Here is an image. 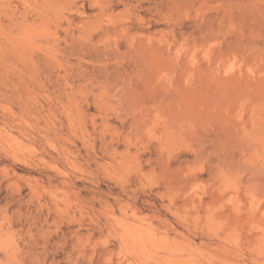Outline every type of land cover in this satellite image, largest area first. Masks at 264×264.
<instances>
[{"label": "rangeland", "instance_id": "374dc122", "mask_svg": "<svg viewBox=\"0 0 264 264\" xmlns=\"http://www.w3.org/2000/svg\"><path fill=\"white\" fill-rule=\"evenodd\" d=\"M0 264H264V0H0Z\"/></svg>", "mask_w": 264, "mask_h": 264}, {"label": "bare ground", "instance_id": "6f19581e", "mask_svg": "<svg viewBox=\"0 0 264 264\" xmlns=\"http://www.w3.org/2000/svg\"><path fill=\"white\" fill-rule=\"evenodd\" d=\"M211 216H212V215H211ZM8 229H9V228H8ZM8 245H9V244L5 245L6 248H5L4 251H3V255H4L5 257L12 256L11 253H10V249H11V248L9 247L10 249H7V246H8ZM12 251H13V250H12ZM178 262H179V261H178Z\"/></svg>", "mask_w": 264, "mask_h": 264}]
</instances>
